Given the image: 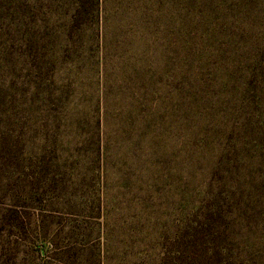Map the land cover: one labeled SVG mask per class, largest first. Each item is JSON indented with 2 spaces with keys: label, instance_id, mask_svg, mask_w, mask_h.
Here are the masks:
<instances>
[{
  "label": "trees",
  "instance_id": "obj_1",
  "mask_svg": "<svg viewBox=\"0 0 264 264\" xmlns=\"http://www.w3.org/2000/svg\"><path fill=\"white\" fill-rule=\"evenodd\" d=\"M101 1L47 0L46 18L33 24L40 33L22 37V68H1L10 84L0 87V115L45 119L57 153L44 171L26 143L8 144L0 201L9 213L67 188L55 175L63 168L77 190L88 187V173L104 171L106 105L80 91L75 65L89 63ZM137 1L144 12L133 31L151 35V50L122 77L118 134L134 164L150 170L177 160L187 213L157 264H223L247 233L264 231V0Z\"/></svg>",
  "mask_w": 264,
  "mask_h": 264
},
{
  "label": "rangeland",
  "instance_id": "obj_2",
  "mask_svg": "<svg viewBox=\"0 0 264 264\" xmlns=\"http://www.w3.org/2000/svg\"><path fill=\"white\" fill-rule=\"evenodd\" d=\"M143 6L137 0H102L90 25L97 40L84 53L89 63L75 64L80 91L103 97L106 105L104 171L88 173V187L78 190L70 182L73 174L66 168L57 171L55 175L69 186L37 196L28 210L9 213L0 201V264H157L166 238L181 227L187 213L179 206L177 160L150 170L141 162L134 164L131 143L118 134V107L127 98L122 77L129 68L140 67L137 57L151 50V35L136 36L133 31ZM49 11L47 0H0V87L10 84L3 80L1 68L13 63L22 68L21 55L29 49L22 37L40 33L34 21L42 23ZM66 67L69 70L70 64ZM67 72L60 73V80ZM108 85L112 89L105 98ZM45 122L37 116L0 115V192L10 142L21 140L20 147L26 143L39 169L44 161L56 158ZM62 141L68 150L71 139ZM254 231L239 240L241 247L231 249L235 259L229 252L223 264H264V231Z\"/></svg>",
  "mask_w": 264,
  "mask_h": 264
}]
</instances>
